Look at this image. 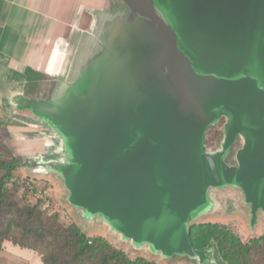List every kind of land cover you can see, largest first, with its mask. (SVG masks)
<instances>
[{"label":"water","instance_id":"1","mask_svg":"<svg viewBox=\"0 0 264 264\" xmlns=\"http://www.w3.org/2000/svg\"><path fill=\"white\" fill-rule=\"evenodd\" d=\"M96 2L71 25L57 69L38 70L57 79L49 97L27 94L38 79L0 87L2 116L44 126L43 137L11 140L22 156L64 146L50 169L85 233L99 221L136 252L214 264L189 226L226 209L221 190L237 192L251 233L264 217V0Z\"/></svg>","mask_w":264,"mask_h":264},{"label":"trees","instance_id":"2","mask_svg":"<svg viewBox=\"0 0 264 264\" xmlns=\"http://www.w3.org/2000/svg\"><path fill=\"white\" fill-rule=\"evenodd\" d=\"M214 134L220 135L216 127ZM17 162L13 154L9 159L0 157V253L10 242L37 252L43 264H159L131 258L102 236L87 235L75 222L60 221L40 200L31 203L36 185L28 177L24 179L30 185L18 177ZM189 238L196 249H216L227 264H264V233L246 241L227 223L199 220L189 226Z\"/></svg>","mask_w":264,"mask_h":264},{"label":"rangeland","instance_id":"3","mask_svg":"<svg viewBox=\"0 0 264 264\" xmlns=\"http://www.w3.org/2000/svg\"><path fill=\"white\" fill-rule=\"evenodd\" d=\"M50 79L53 78L49 74H39L37 85L31 86L30 90L26 89L27 94H30V96L33 97L37 96L38 98L49 97L54 88L55 82H57V79H54L52 80L54 81L52 84ZM5 113L6 116H2L3 114L0 107V157L9 159L12 154L15 155L18 158V177H23V179L28 177L33 183H35L37 191L29 196L30 202L37 203L40 200L44 208H47L50 213H56L58 215L60 221L67 224L75 222L80 228L85 227L83 219L67 202L66 193L63 189L60 177L50 169L51 167H55L57 164H63L64 161H62L60 153L62 152L64 146L58 142H50L48 144L35 143L33 147L34 150H37V153L32 156H27L26 154L22 156L25 150H21L22 147L17 146L14 141H11V139L18 136V134L14 131L18 130V133L22 134L23 137L38 138L44 136V133L40 131L41 128L44 129V126L35 119L21 113L16 114L15 112L8 109L5 111ZM44 125L47 124L45 123ZM49 126H51V124ZM215 127L220 133L219 125L213 126L209 133L210 139L208 141L209 145L212 147H216L218 145L220 138V135L219 137H216L217 133L216 135L214 134ZM21 145L25 147L27 143ZM237 146L238 144H235L232 150H235ZM42 149H45L46 152H42ZM29 174L33 175L30 176ZM221 195L225 197L226 209L220 211L214 217H207L203 220H215L227 223L242 239L246 241L250 240L251 237L255 235L264 233L263 216L255 228V231L251 233L249 217L243 210L244 208L239 207L236 201L238 195L235 190H221ZM86 233L90 236H102L111 244L117 245L126 251V253L131 258L145 257L146 259L159 264H198L197 262H194V260L187 259L185 257L174 256L169 261H163L160 257H151L152 255L149 256L146 252H136L129 245L118 244L117 237L108 234L104 230V226L99 221H95V224L92 226V228H88ZM33 252L41 259V256L37 252ZM214 256V264H227L221 259L216 249ZM0 264L32 263L26 260L23 256L2 253V256L0 257Z\"/></svg>","mask_w":264,"mask_h":264},{"label":"crops","instance_id":"4","mask_svg":"<svg viewBox=\"0 0 264 264\" xmlns=\"http://www.w3.org/2000/svg\"><path fill=\"white\" fill-rule=\"evenodd\" d=\"M96 0H0V87L9 80L35 83L39 71L57 69L58 55L70 47L71 25L87 20ZM30 83V82H29ZM0 90V99H1ZM12 141V140H11ZM43 264L32 250L10 242L0 253Z\"/></svg>","mask_w":264,"mask_h":264},{"label":"flooded vegetation","instance_id":"5","mask_svg":"<svg viewBox=\"0 0 264 264\" xmlns=\"http://www.w3.org/2000/svg\"><path fill=\"white\" fill-rule=\"evenodd\" d=\"M226 122V118L225 117H221L220 119H219V121L216 123V124H213V125H210L208 128H207V131H206V137H205V142H204V145L207 147V148H214V147H212L211 145H209V143H208V130L211 128V127H213V126H215V125H219V130L221 129V126L224 124ZM220 137H221V130H220ZM219 140H220V138H219ZM235 144H238V146L237 147H239L241 144H242V140H241V138H238L237 139V142L235 143ZM236 147V148H237ZM235 148V149H236ZM233 151H235V150H233Z\"/></svg>","mask_w":264,"mask_h":264},{"label":"built area","instance_id":"6","mask_svg":"<svg viewBox=\"0 0 264 264\" xmlns=\"http://www.w3.org/2000/svg\"><path fill=\"white\" fill-rule=\"evenodd\" d=\"M23 182L27 183L28 185L31 184V182L29 180H27V179H23Z\"/></svg>","mask_w":264,"mask_h":264}]
</instances>
